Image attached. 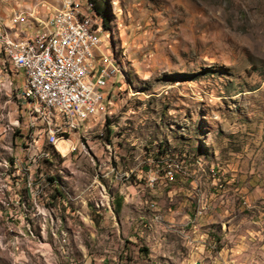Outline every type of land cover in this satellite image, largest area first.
<instances>
[{
    "label": "rangeland",
    "instance_id": "1",
    "mask_svg": "<svg viewBox=\"0 0 264 264\" xmlns=\"http://www.w3.org/2000/svg\"><path fill=\"white\" fill-rule=\"evenodd\" d=\"M7 1L11 18L25 9L44 17L60 5V0ZM96 1L106 24L101 49L119 71L104 89L98 115L79 130L78 156L67 163L70 144L62 140L56 147L62 156L46 164L49 171L74 173L62 180L64 186L71 182L82 191L98 184V198L103 185L113 198L115 222L99 218L107 210L97 213L90 198L81 200L85 196L70 206L69 226L81 230L74 239L81 247L76 256L85 262L91 255L95 264H264V0ZM92 2L86 5L94 8ZM26 26L19 27L30 35ZM5 37L12 38L0 30V43ZM6 66L15 68L9 60ZM13 79L22 93L23 74ZM11 101L12 94L0 95V117L12 112ZM9 122L0 124V156L11 153L16 195L3 189L9 172L0 170V264H32L24 250L36 256L42 242L24 241L21 230L39 231L32 218L50 202L60 206L52 200L57 196L52 184L37 197L38 192H26L31 202L19 195L24 179L18 174L28 168L30 148H21L12 166L17 143ZM55 126L56 120L42 118L44 135H52ZM39 151L51 152L37 147L32 153ZM149 169L158 171L153 186ZM168 170L174 173L170 182ZM163 189L164 195L173 192L159 197ZM66 190L65 197L73 195L72 188ZM118 195L125 206L117 210ZM42 196H51L49 204H42ZM151 199L157 207L149 206ZM13 206L22 228L10 233L3 217ZM12 241L23 248L14 249ZM48 243L43 247L50 254Z\"/></svg>",
    "mask_w": 264,
    "mask_h": 264
},
{
    "label": "built area",
    "instance_id": "2",
    "mask_svg": "<svg viewBox=\"0 0 264 264\" xmlns=\"http://www.w3.org/2000/svg\"><path fill=\"white\" fill-rule=\"evenodd\" d=\"M58 8L51 7L48 15L44 17L35 14V11L25 9L14 13L11 19V27L18 26L21 20L27 17H36L41 20V27H36L32 32L31 39H25V45L20 50L3 52V44L0 43V52L7 53L12 58V52H19V59L15 60L14 70H5L0 66V74H5L4 79L9 88L12 89V118L15 123V135H19V143L15 146L16 162L12 166H17V151L21 148H30V157H26L25 163L31 164V174H28L26 192L32 186L34 175H44L48 170L34 172L32 151L37 147H45V140H55L56 147L59 141H66L69 150L66 153V161L74 159L76 146L78 145L79 130L83 124L97 115V109L102 108L105 99L104 89L110 81L116 79L108 61V54L101 49V39L98 36L99 16L85 7V0H60ZM74 15L83 17V24H75ZM11 27H4L0 24V30L6 32ZM45 37L55 38V45L48 53H44L40 60H32L33 49H27V42H34V45ZM12 38H10L11 40ZM53 51H60V60H53ZM23 74L24 82L22 93L20 87L14 81L15 75ZM3 76V75H2ZM8 76V77H7ZM32 87L35 93H41L43 99H50L56 107V126L54 134L44 135L41 129L42 109L34 108L31 102L24 96V88ZM1 134V127H0ZM74 138V141L72 139ZM60 152V151H59ZM44 159V158H43ZM11 168V167H10ZM157 170L148 171L150 186L157 182ZM174 173L168 170L165 178L170 182ZM10 181V192L8 195H16L14 192V180ZM50 200L49 197H42ZM30 201L31 200H27ZM149 206L157 207V203L152 199ZM35 213V212H32ZM54 214H65L67 221L68 213L60 209H55ZM99 218L109 217L114 221L113 212L108 210ZM159 215V221H161ZM3 222H7V230L11 233L12 228H21L20 214L13 206L12 210L4 215ZM93 229V228H92ZM91 229L90 233H93ZM33 237V236H32ZM89 234V238H92ZM61 240H71L54 238L53 241L60 242V251L57 255H62V264H95L94 259L89 256L86 263H73L72 260H65V253L68 251L61 248ZM13 244V241H12ZM15 248H23L15 246ZM0 254L4 252L0 249ZM24 255H28L32 264H40L42 259L29 255L24 250ZM105 260H101V263ZM111 264V263H107Z\"/></svg>",
    "mask_w": 264,
    "mask_h": 264
},
{
    "label": "bare ground",
    "instance_id": "3",
    "mask_svg": "<svg viewBox=\"0 0 264 264\" xmlns=\"http://www.w3.org/2000/svg\"><path fill=\"white\" fill-rule=\"evenodd\" d=\"M85 7H87L90 11L95 13V10H94L92 4L89 3L88 6L86 5V0H85ZM100 18L101 17L99 16V25H100ZM27 19H28V17H27ZM74 22H75V24H83V17L81 15H74ZM100 29H101V25H100V28L98 29V36L99 37L101 34L100 31H102V29L101 30ZM10 30H11V28H10ZM3 42H4L3 52H4V50H5V52L20 50L25 45V41L15 42L12 39L10 40L9 37H5L3 39ZM38 44H40V46ZM54 45H55V38L45 37L43 40L38 41L35 45L33 42H27V49H33L32 60H40L43 57V54L48 53ZM6 55H7V53H6ZM8 58H9L8 60L10 62L11 61L13 62L14 67H15V60L14 59H19V52H12V58L9 56H8ZM53 60H60V51H53ZM108 61L110 63V67L112 69V72L116 76L117 72L119 70H118L117 66L113 65L114 60L112 58H109V56H108ZM1 90L2 89H0V91ZM24 96L27 98L28 102H31V104L33 105L34 108H43L42 109V118H44V120L45 119L47 121L56 120V107H55V103L52 100L43 99L42 94L41 93H35V91L32 87H25L24 88ZM98 110L99 109H97V115H98ZM2 133H3V129L1 127V134ZM52 133L54 134V130H52ZM79 141H80V138H78V145H79ZM77 146H76V154H77ZM41 152L42 151H39V154H38V152L36 154L32 153V158L36 159L33 161L34 172H42L43 169L48 170L49 168L46 167L47 162L50 160L53 162L52 158L54 155L57 154V153H52V152H43V153H41ZM17 154H18V151H17ZM40 154H43V155L41 156ZM29 157H30V152H29ZM43 157H46V158L43 159ZM47 157H48V159H47ZM56 164H57V162H56ZM10 167H11V153L5 152L0 156V170H6V173L9 172L8 177H10L11 172H14L12 170V167L11 168ZM20 171L21 172L18 175L20 176V179H24V180H22L20 182L22 184V186L20 184L18 185V192H19L20 196L24 197V202H28L25 198V196L27 195L26 194V188H27V181L26 180L28 178V174H31V164L28 163V168L22 169ZM60 172L62 173L61 177L59 175L58 176L55 175L53 170H51V171L48 170V173L44 174V175H34L32 177V186L33 187L30 189L29 192H31V193L38 192L35 195L37 197V196L42 195V193L46 192L50 184H52L54 190L59 189V187L64 188V185L62 184L64 173H63V171H60ZM13 180H14V178H13ZM6 183H7V185L3 189L10 190L9 178H7ZM71 192H73V191H71ZM99 195L100 196L98 198H95L93 201L95 210L98 209L99 212L100 211L103 212L104 210H108V206H109V210L111 212H113L114 211L112 209L113 198L110 196V192L106 186H103V185L100 186ZM42 197H44V196H42ZM42 197L40 198V201L42 202V204H49L50 201L49 200L43 201ZM50 200H51V196H50ZM50 204L45 207L43 213L39 214L35 218H32V223L35 226L38 225L40 230L39 231L38 230L33 231V230H31V228H28L27 232L24 230H21L23 232L20 234L19 238L22 237L24 239V241L32 239V240H35L36 242H42L41 248L40 247L36 248L39 251L36 253V256H33L34 254L32 253L33 257L42 259L41 263L44 261V264H62V255H57V252L60 251V242L53 241V239L56 237H58L59 239H68V238H71V236H73V239H74L75 237H77L80 234L81 230L79 227H77V229L79 231H75L71 226H69L70 222L68 221L69 220L68 218L70 215H68L67 221H66L64 214H54L56 208H54L53 202H50ZM24 209L28 213L29 207L25 206ZM63 211H64V209H63ZM32 214H36V212L32 213ZM113 215H114V212H113ZM72 219L74 220V218H72ZM114 219H115V215H114ZM87 221H89V220H86V222ZM26 228L27 227H25L24 229H26ZM44 242L45 243L49 242L52 245V247H53L52 253L47 254L45 252L44 247H43V245L45 244ZM61 248L68 251V253H65V260H72L73 263H86L87 262V258H85L86 261L84 262V259L81 260L76 256L77 252L80 251L81 247H78V248L73 247L71 245L70 240H61ZM29 255H31V254L29 253ZM49 257H51L52 263H49V261L47 259ZM14 264H16V263H14Z\"/></svg>",
    "mask_w": 264,
    "mask_h": 264
},
{
    "label": "crops",
    "instance_id": "4",
    "mask_svg": "<svg viewBox=\"0 0 264 264\" xmlns=\"http://www.w3.org/2000/svg\"><path fill=\"white\" fill-rule=\"evenodd\" d=\"M10 18V4L8 3V1L7 0H5V1H3L2 2V7H0V24H4V26L5 27H11V19H9ZM28 20H34V22H29V24H28ZM28 20H25V22H23L22 24H18V27L17 26H14V27H12L11 28V30H9L8 32H6L5 30H2V31H5V33L6 34H8L10 37H12L14 40L16 39V40H18V41H22V40H24V38H26V37H30V36H32V32H34V31H36V27H41L39 24H38V22L36 21V19L35 18H28ZM27 25L26 26V29L28 30V31H30L29 32V34L30 35H25V32L23 31L24 29H22V28H20L19 26H22V25ZM29 26V27H28ZM101 30V29H100ZM16 31V34L14 33ZM22 31V32H21ZM11 32H13V33H11ZM101 32V31H100ZM15 40V41H16ZM7 62H8V60H7V57L5 56V54L4 53H1L0 52V66H2L3 67V69H5V68H7V66H6V64H7ZM6 66V67H5ZM8 70H9V68H8ZM0 72H2L1 70H0ZM3 75V76H2ZM2 75L0 74V79L3 81L2 83H4L5 85L7 84L6 82H5V79H4V76H5V74L4 73H2ZM6 77V76H5ZM8 77V76H7ZM5 85H4V87H3V90H2V93L3 92H8V93H10V94H12V90H11V88H9V86L7 85L6 86V88H5ZM6 89H8L9 91H7ZM2 93H0V95L2 94ZM5 107H7V105H4L3 106V109H5ZM99 111H100V109L98 110V113H99ZM5 120H7V121H10V122H12L13 124H15L14 123V119L12 118V112L11 113H9L8 114V116H6V115H4L3 114V116L2 117H0V124L3 122V121H5ZM9 122V123H10ZM44 127V126H43ZM4 130V129H3ZM45 135H47V134H45ZM81 135L79 134V137H80ZM1 137V136H0ZM14 142H16L17 144L19 143V139H18V136H15V134H14ZM1 139H3L2 137H1ZM50 146V147H49ZM43 148V147H42ZM45 148H46V150L47 151H51L52 153H57V156L59 157V156H62L61 154H60V152L56 149V141L55 142H50V140H45ZM82 153V152H81ZM83 154V153H82ZM64 156H66V155H64ZM50 170H55V175H59V176H61L62 175V173L60 172V171H63V173H64V175H63V182L65 181L66 182V179H65V177H69V178H74V173L73 174H69L68 172H65L63 169L62 170H59V169H54V168H52V169H50ZM61 173V174H60ZM69 174V175H67V174ZM66 174V175H65ZM63 184V183H62ZM68 186H71V187H68ZM73 189V195H70V198L68 197V195H66V197H65V193H64V191L63 190H65V189ZM64 188H61V187H59V189H57V190H55L57 193H56V198L55 199H53L52 198V200L53 201H55V203H57V204H59L61 207H66V211L68 212V213H70L71 212V210H70V206L71 205H74V203L75 202H79V200H80V198H82L83 196H85V198L84 199H81V200H83V202L84 203H87L86 202V200H87V198H90V203H89V205L91 206V208H94V204H93V202H92V200L94 201V199H95V194H96V191H97V188H98V184L96 185V184H93L92 186H90V187H88V188H86V189H84V190H82V191H79L78 190V186H76V185H74L73 183H69V185H65L64 186ZM63 189V190H62ZM124 189L122 188L121 190H119V191H123ZM163 191H164V189L163 190H159V191H157V195L159 196V197H163V196H166V194L168 195V196H170L171 195V193L173 192V191H167L166 193H165V195H164V193H163ZM79 192V193H78ZM163 193V194H162ZM90 194V195H89ZM72 196V197H71ZM92 196V197H91ZM78 198V199H77ZM77 199V200H76ZM70 200V201H69ZM73 200V201H72ZM116 207H117V210L119 209V207H124L125 205V200H123V197L122 196H119L118 195V198L116 199ZM58 205V206H59ZM69 205V206H68ZM116 210V211H117ZM65 211V212H66ZM66 212V213H67ZM97 213H103V212H97ZM71 214H73V213H71ZM64 217H65V214H64ZM143 219H145L144 217H143ZM142 219V220H143ZM71 240H70V242H71V245L73 246V247H75V248H77L76 247V245H75V238L73 239V236H71Z\"/></svg>",
    "mask_w": 264,
    "mask_h": 264
},
{
    "label": "trees",
    "instance_id": "5",
    "mask_svg": "<svg viewBox=\"0 0 264 264\" xmlns=\"http://www.w3.org/2000/svg\"><path fill=\"white\" fill-rule=\"evenodd\" d=\"M91 1H93L92 3L94 4V10H95V12L100 16V17H102V19L100 18V25H101V22H103L102 23V25H101V29H103V27L105 28L106 27V24H105V15H103V13H104V8H103V6L100 4V3H98L96 0H91ZM58 192V191H57Z\"/></svg>",
    "mask_w": 264,
    "mask_h": 264
}]
</instances>
